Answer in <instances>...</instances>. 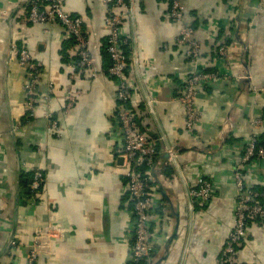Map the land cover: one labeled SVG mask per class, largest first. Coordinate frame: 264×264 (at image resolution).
<instances>
[{
  "label": "crops",
  "instance_id": "obj_1",
  "mask_svg": "<svg viewBox=\"0 0 264 264\" xmlns=\"http://www.w3.org/2000/svg\"><path fill=\"white\" fill-rule=\"evenodd\" d=\"M27 1L0 0V264H130L135 219L127 168L117 157V83L103 55L106 7L103 0H61L66 13L83 18L96 58L88 76L69 65L75 46L61 26L26 22ZM169 2L128 0L123 23L133 53L127 106L157 154L149 186L151 251L141 264H216L233 226L243 144L252 131L264 138V0H182L199 47L196 66L176 43ZM11 44L40 65L33 117L25 70L8 61ZM220 45L223 62L216 57ZM196 70L218 77L197 86L200 122L188 132L175 98ZM68 91L78 97L66 113ZM33 170L44 176L37 193L28 190ZM243 175L264 204V159ZM199 178L213 184L209 203L187 196ZM38 231L45 234L36 244ZM237 255L242 264H264V221L249 222Z\"/></svg>",
  "mask_w": 264,
  "mask_h": 264
},
{
  "label": "built area",
  "instance_id": "obj_2",
  "mask_svg": "<svg viewBox=\"0 0 264 264\" xmlns=\"http://www.w3.org/2000/svg\"><path fill=\"white\" fill-rule=\"evenodd\" d=\"M128 0H103L106 7L104 27L106 28V54L109 66L106 73L117 83L115 99L118 108L114 119L121 135V146L117 157L127 168V195L132 202L134 214L133 241L130 249L132 264H138L150 255L151 247L149 241L150 215L153 208V199L149 193V186L154 181L152 170L155 165L156 149L153 139L144 133L138 126L137 120L127 106L128 90L130 89L126 80V68L131 63L133 53L131 48L124 50L130 44V39L123 31L125 17H128ZM263 1V0H262ZM168 16L172 22L179 26L177 45L184 48V56L194 65H197L200 53L199 47L194 39L195 31L185 20V8L182 0H170ZM25 20L29 24H57L61 26L66 36L72 40L75 46V60L69 65L88 76L95 74L96 58L90 52V41L83 30V18L72 16L62 8L61 0H28L25 12ZM226 46L220 45L217 48L216 57L221 61L225 60ZM8 61L16 62L24 68L26 82L23 86L25 92V104L29 109L28 116L33 117L35 91L39 80L40 65L34 62L28 51L11 44L9 48ZM218 76L212 72L194 71L184 79L182 90L175 98L176 102L184 109L185 128L192 132L200 116L195 107V97L198 85H207ZM131 88H134L131 86ZM78 93L68 91L66 97L65 112L73 108ZM147 105L151 106L152 100L146 97ZM260 121H253L252 126L257 127ZM264 123V118L262 120ZM52 128L56 129V122H52ZM260 137L256 131L245 140L243 144L240 167L234 171L236 186V204L234 208V220L224 246L216 260V264H242L237 252L239 246L247 237L248 224L250 221H264L263 194L255 188L245 185L243 170H246L255 160L264 159V146L259 145ZM167 155H175V149L169 150ZM28 184L30 193L40 192L44 176L41 171L33 170ZM213 184L210 180L199 178L195 188L188 190L187 196L190 202L201 201L209 203L213 199ZM192 204V203H191ZM45 233L37 232L36 244L39 238ZM13 245V244H12ZM37 248L30 252L29 262L37 258Z\"/></svg>",
  "mask_w": 264,
  "mask_h": 264
},
{
  "label": "trees",
  "instance_id": "obj_3",
  "mask_svg": "<svg viewBox=\"0 0 264 264\" xmlns=\"http://www.w3.org/2000/svg\"><path fill=\"white\" fill-rule=\"evenodd\" d=\"M71 40V39H70ZM71 42H72V40H71ZM124 50L127 52V50H128V47L126 46L125 48H124ZM103 55L105 56V58H107V60H108V56H107V54H106V45H105V53H103ZM108 66H109V60H108V64H107V68H108ZM107 70V69H106ZM263 137H260V143H259V145H261V146H264V138L262 139ZM28 184H29V181H28ZM130 264H132V263H130ZM138 264H141V262L140 263H138Z\"/></svg>",
  "mask_w": 264,
  "mask_h": 264
},
{
  "label": "water",
  "instance_id": "obj_4",
  "mask_svg": "<svg viewBox=\"0 0 264 264\" xmlns=\"http://www.w3.org/2000/svg\"><path fill=\"white\" fill-rule=\"evenodd\" d=\"M122 161V160H121Z\"/></svg>",
  "mask_w": 264,
  "mask_h": 264
}]
</instances>
